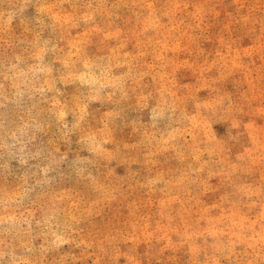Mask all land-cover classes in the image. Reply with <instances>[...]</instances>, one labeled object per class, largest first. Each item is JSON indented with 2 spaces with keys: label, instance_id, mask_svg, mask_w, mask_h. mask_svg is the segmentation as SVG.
<instances>
[{
  "label": "rangeland",
  "instance_id": "rangeland-1",
  "mask_svg": "<svg viewBox=\"0 0 264 264\" xmlns=\"http://www.w3.org/2000/svg\"><path fill=\"white\" fill-rule=\"evenodd\" d=\"M0 264H264V0H0Z\"/></svg>",
  "mask_w": 264,
  "mask_h": 264
}]
</instances>
